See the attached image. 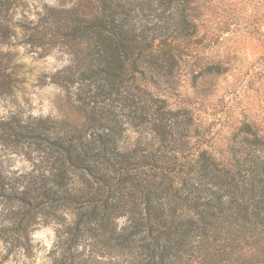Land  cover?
I'll use <instances>...</instances> for the list:
<instances>
[{
	"label": "trees",
	"instance_id": "trees-1",
	"mask_svg": "<svg viewBox=\"0 0 264 264\" xmlns=\"http://www.w3.org/2000/svg\"><path fill=\"white\" fill-rule=\"evenodd\" d=\"M29 1L0 0V97L19 80L20 34L60 42L72 59L52 80L72 112L0 120L43 153L0 231L5 258H32L41 224L55 232L49 264H264V133L244 122L214 151L164 96L197 32L194 0H77L40 25L16 19Z\"/></svg>",
	"mask_w": 264,
	"mask_h": 264
},
{
	"label": "rangeland",
	"instance_id": "rangeland-1",
	"mask_svg": "<svg viewBox=\"0 0 264 264\" xmlns=\"http://www.w3.org/2000/svg\"><path fill=\"white\" fill-rule=\"evenodd\" d=\"M75 1L30 0L16 19L40 25L46 9L69 7ZM190 12L197 32L184 44L177 89L164 96L174 109L191 112L193 132L205 133L207 147L218 152L244 122L264 133V0H194ZM27 39L20 34L14 41L19 80L13 94L0 97V120L70 115V93L54 83L52 75L70 64L71 55L60 42L44 49ZM128 133L133 138V132ZM42 157L36 138L0 133V231L16 207L17 187L37 171ZM32 237L36 244L32 258L15 252L5 258L6 247L0 240V262L49 264L48 253L56 239L53 226L34 225Z\"/></svg>",
	"mask_w": 264,
	"mask_h": 264
}]
</instances>
